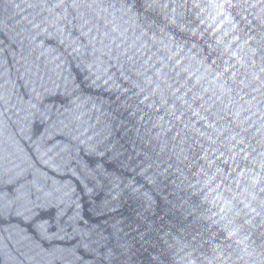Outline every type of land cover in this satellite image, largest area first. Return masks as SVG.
<instances>
[{
	"label": "water",
	"instance_id": "water-1",
	"mask_svg": "<svg viewBox=\"0 0 264 264\" xmlns=\"http://www.w3.org/2000/svg\"><path fill=\"white\" fill-rule=\"evenodd\" d=\"M0 264H264V0H0Z\"/></svg>",
	"mask_w": 264,
	"mask_h": 264
}]
</instances>
